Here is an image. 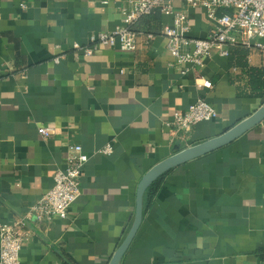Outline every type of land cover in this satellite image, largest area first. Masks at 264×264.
<instances>
[{
	"label": "crops",
	"instance_id": "1",
	"mask_svg": "<svg viewBox=\"0 0 264 264\" xmlns=\"http://www.w3.org/2000/svg\"><path fill=\"white\" fill-rule=\"evenodd\" d=\"M174 6L188 14L191 37L208 35L204 7ZM130 7L129 0H0V220L31 211L68 165L71 145L89 156L69 217L28 222L21 263L111 264L135 225L142 184L157 172L118 264H264L257 254L264 116L251 121L264 99L240 94L250 91L251 74L216 51L182 74L163 33L172 14L141 20L135 51L100 46L84 57L73 47L114 31ZM251 48L250 66L264 67V51ZM58 55L65 58L56 62ZM199 97L217 118L188 130L167 125ZM42 127L56 132L44 136ZM162 175L146 209V191Z\"/></svg>",
	"mask_w": 264,
	"mask_h": 264
},
{
	"label": "built area",
	"instance_id": "2",
	"mask_svg": "<svg viewBox=\"0 0 264 264\" xmlns=\"http://www.w3.org/2000/svg\"><path fill=\"white\" fill-rule=\"evenodd\" d=\"M176 0H129L130 8L125 10L124 23L111 32L92 34L90 45L74 44L73 47L84 57L96 53L100 46L117 47L123 51H135L138 48V32L132 25L143 15L160 10L172 14L173 22L165 24L163 33L167 38V47L175 58L172 65L185 66L182 74L188 71V64L202 66L204 59L215 51L222 56L230 55V47L243 44L264 51V0H183L194 8L204 7L210 21V30L206 37H191L192 29L188 14L174 6ZM26 7V4H22ZM153 34H148L152 38ZM192 48V50H189ZM64 55L55 57L62 61ZM0 70V81L3 78ZM202 85L212 88L213 83L204 79ZM218 110L205 98L199 97L187 110L176 112L167 122L179 130H188L200 122L218 117ZM44 136L56 132L53 128H40ZM113 147L108 144L102 149L110 154ZM89 156L80 144H73L69 149L66 168H60L54 175L53 186L38 200L31 211L12 221L0 220V264H22L21 251L28 238V222L52 220L54 217L68 218L71 206L82 193L84 165Z\"/></svg>",
	"mask_w": 264,
	"mask_h": 264
},
{
	"label": "trees",
	"instance_id": "3",
	"mask_svg": "<svg viewBox=\"0 0 264 264\" xmlns=\"http://www.w3.org/2000/svg\"><path fill=\"white\" fill-rule=\"evenodd\" d=\"M161 14L162 12L158 9L150 14L143 15L132 25V29L138 32L139 30L137 28V25L140 22L153 15L160 17ZM251 52H252V48L247 47L243 44L230 47V56L232 60H234L233 61L234 65L239 67L241 66L242 68H244L246 72H249L252 77L250 81V85H251L250 91L248 92L247 90H242L240 91V94L264 99V67L260 68V67L250 66V64L248 63V57ZM165 179H166V175H162L161 177L156 179L155 182L146 191L145 194L146 203L144 204L146 209L151 206L155 195L163 186ZM257 254L261 257L262 260H264V248H261L257 252Z\"/></svg>",
	"mask_w": 264,
	"mask_h": 264
},
{
	"label": "water",
	"instance_id": "4",
	"mask_svg": "<svg viewBox=\"0 0 264 264\" xmlns=\"http://www.w3.org/2000/svg\"><path fill=\"white\" fill-rule=\"evenodd\" d=\"M263 117L264 116V105L262 106V108L259 110V112L256 114V116H254V118L251 120H255L258 117ZM198 150V149H196ZM185 153H182L178 156H176L174 159H178L181 155H183ZM185 157V156H184ZM183 157V158H184ZM181 158V159H183ZM181 159L174 161L175 162H179L181 161ZM171 160V161H172ZM171 161L169 163H165L164 166L160 169L161 171L163 169H168L167 167L170 165ZM159 175V173L157 172H153L152 174H150V176L144 181V183L142 184L141 187V192H140V198H139V203H138V208H137V213H136V221H135V225L133 227V230L131 232V234L129 235L128 239L126 240V242L122 245V247L120 248V250L114 255L111 264H118L121 255L126 251V249L128 248V246L130 245V243L133 240L134 235L136 234L137 229L139 228L141 221H142V199H143V193L146 189V187L151 183V181H153V179H155L157 176ZM150 181V182H149Z\"/></svg>",
	"mask_w": 264,
	"mask_h": 264
},
{
	"label": "bare ground",
	"instance_id": "5",
	"mask_svg": "<svg viewBox=\"0 0 264 264\" xmlns=\"http://www.w3.org/2000/svg\"><path fill=\"white\" fill-rule=\"evenodd\" d=\"M197 151H198V150H192V151H190V152H187V153L181 155L178 159L172 160L171 162H174V161H176V160H179V159L183 158L184 156H188V155H191V154H193V153H196Z\"/></svg>",
	"mask_w": 264,
	"mask_h": 264
}]
</instances>
